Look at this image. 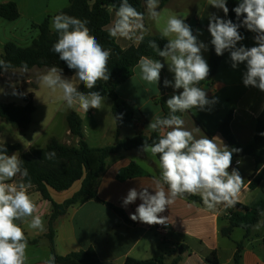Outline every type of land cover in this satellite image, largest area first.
Here are the masks:
<instances>
[{
  "label": "crops",
  "instance_id": "obj_1",
  "mask_svg": "<svg viewBox=\"0 0 264 264\" xmlns=\"http://www.w3.org/2000/svg\"><path fill=\"white\" fill-rule=\"evenodd\" d=\"M233 1L237 6L239 0ZM7 2L16 4L19 17L11 22L0 18V57L6 43H13L20 48L28 47L39 34L36 25L40 24L46 16L69 5L68 0H0V3ZM158 11L161 18L157 24L147 18L145 6V26L148 29L145 37L161 36L160 30L169 16L175 15L184 18L185 23L191 26L193 34L208 45V50L203 51L202 55L209 65L211 46V35L208 32L209 15L214 13L222 18L223 11L208 5V0H169L163 7L158 8ZM113 19L114 13H111L107 28ZM50 28L54 30L52 25ZM255 35L253 32L245 35V38L237 46L240 44L246 47L255 46ZM116 42L121 48L137 45L133 41L122 38H116ZM161 63L164 64L162 69L164 80L174 82V74L168 70L167 63L164 60ZM33 71L38 70L36 68L28 71L6 70L0 75V92L13 89L17 95L20 103L12 102L13 104L23 106V97L29 94L32 96L35 110L31 116V122L26 128L17 129L23 133V138H27V142H17L21 146L22 152L37 148L35 144L39 141L41 134L49 131L57 116L56 111L52 110L57 104L56 98L60 94L59 89L45 91L44 101L41 103L46 110L45 124L39 129L37 136L34 132L35 137L32 138L29 129H31L32 117L37 111V105L40 104L38 97L41 92L39 80L36 83V89L30 87ZM245 71L246 64L244 63L233 69L230 54L227 53L213 78L198 85L205 90L209 100L215 98L217 102L206 106L204 110L190 109L181 113L180 116L185 121V129L193 131L197 138L203 135L208 138L219 137L222 143L229 148L218 132V126L232 111L230 128L234 138L241 145L250 143L254 134L255 120L264 108V92L254 87L244 86L243 73ZM8 75L16 77L9 79ZM74 75L62 76L71 79ZM76 83L77 86L80 84L78 81ZM179 91L182 89L174 90L171 86H164L162 97L167 101L174 92ZM116 93L119 99L132 103L135 110L132 121L123 124L118 134H116L112 115L107 120L92 116L85 122L82 117L84 111L79 106L75 110L72 109L82 119L84 141L89 148L106 147L112 145L116 140L131 138L137 133L150 135L153 132L148 129V125L154 115L162 116L161 107L156 100L159 96L158 85H148L141 81L136 66L132 76L117 87ZM63 102L65 101L63 100ZM93 111L94 109H91L88 113ZM65 114L63 115L65 139L61 140L55 135L54 138L62 144L75 147L78 139L70 135L65 122ZM197 128L199 131H196ZM131 162L139 166L145 174L119 181L117 179L118 172ZM106 164L105 171L99 177L97 198L101 202L121 209L132 224H126L112 209L98 201L90 200L83 204L70 206L52 221V243L56 256L63 257L92 248L101 264H123L127 258L148 260L159 256L163 258L164 264H170L177 256L179 247L183 248L184 246L186 249L181 255L179 264H209L205 261V256L212 252L215 253L218 264H232L236 244L241 242L242 251L239 264H264V226H261L262 228L258 231H255L253 227L246 238H244L245 231L241 228L233 229L229 237L221 235L220 230L228 224L226 217L230 208L225 209L218 206L215 210H208L204 205L177 198L161 214L168 217V223L164 224L165 226L133 221L130 214L135 212L141 201L137 199L125 207L123 199L131 188L140 190L142 186L151 187L153 185V177L160 176L159 162L156 156L147 152L131 150L110 156ZM232 168L238 170L244 179L237 204L251 206L261 197L264 189L263 183H260L255 189L248 187L249 177L254 171V161L248 156L234 158L232 159ZM15 181H20V178L16 177ZM80 185V181L75 182L63 192H56L48 188V194L53 203L62 205L78 192ZM149 191L151 192L152 189L149 188ZM29 194L37 204L36 214L42 217L44 227L42 231L34 230L29 228L26 223L17 221L18 224H21L28 242L26 264H45V261L52 257L49 240L46 237L49 231L52 205L49 201L42 199L34 187L29 189ZM261 220H264V217ZM239 229L242 232H239ZM235 235L239 237L235 238Z\"/></svg>",
  "mask_w": 264,
  "mask_h": 264
},
{
  "label": "clouds",
  "instance_id": "obj_2",
  "mask_svg": "<svg viewBox=\"0 0 264 264\" xmlns=\"http://www.w3.org/2000/svg\"><path fill=\"white\" fill-rule=\"evenodd\" d=\"M208 5L222 10L225 16L229 13L227 0H208ZM114 8V19L107 28L108 35L142 42L148 32L145 13L138 11L128 0H121L118 8L109 6V12H113ZM146 8L147 18L158 24L161 18L159 0H146ZM232 11L238 20L243 17L240 23L214 13L209 15L210 43L217 56L225 52L230 54L233 69L241 63L246 64L243 73L245 87L264 92V0H239ZM87 24V20L64 13L54 16L52 28L59 33V37L52 50L69 69L75 70V75L71 79L65 78L62 69L53 66L38 78L43 86L53 91L60 89L62 99L69 107L79 106L85 113L89 109L101 110L104 97L99 91H79L76 82L93 89L98 81L107 82L110 79V50L102 47ZM241 27L256 34L255 46H237L245 38L239 31ZM160 35L167 41L163 48L155 41H149L148 46L163 58L168 70L174 74V82L165 79L164 86L182 91L178 94L174 92L167 99L169 115H154L148 125L150 131L159 133L158 141L142 146V151L152 156L159 155L160 176L153 177L151 187L129 189L123 199L125 207L137 199L141 201L130 218L148 225L167 224L168 217L161 214L177 198L186 195H199L208 210H215L218 206L225 209L235 207L244 185L239 171L232 168L233 152L241 149H229L219 137L203 135L197 138L193 131L185 129L182 116L176 115L190 109L204 110L217 102L215 98L209 100L205 90L198 86L210 73L202 55L208 50V45L193 34L184 18L175 15L167 18ZM0 67H7L3 60H0ZM163 67L161 59L147 56H142L136 65L139 79L148 85L159 84ZM24 69L27 71L26 64ZM54 156V152L48 154L49 159ZM18 175L28 177V170L22 168L19 155H8L6 148H0V264H26L28 242L17 221L34 230L42 231L44 227L42 217L36 214L37 204L29 194L32 185L23 179L15 181ZM260 215L264 217V212ZM261 226H264V220L258 222L254 230H259ZM45 264H55V257H49Z\"/></svg>",
  "mask_w": 264,
  "mask_h": 264
},
{
  "label": "trees",
  "instance_id": "obj_3",
  "mask_svg": "<svg viewBox=\"0 0 264 264\" xmlns=\"http://www.w3.org/2000/svg\"><path fill=\"white\" fill-rule=\"evenodd\" d=\"M69 5L58 12L48 15L44 20L36 25L39 34L32 43L25 48L15 46L13 43H6L3 46V54L0 60H3L7 67H0V75L6 70H22L25 71L24 65H27V71L33 68L39 70L40 76L47 72L53 66L62 69V75L71 76L75 74V70L69 69L64 61L59 59V55L55 53L53 45L57 42L59 33L51 30L52 20L55 15L64 13L81 20H87V27L90 29L97 41L105 50H110V58L108 61V69L110 79L98 81L93 89H87L83 84H79L78 90L87 93L88 91H99L101 95L108 99L111 103L110 113L114 118L116 134H118L121 126L132 121L135 115V110L132 103L119 99L116 93L117 87L130 78L133 74V69L137 65L142 56H147L152 59H161L157 53L148 46L149 41H155L161 48L167 42L161 36H146L142 42L137 45L121 48L116 42V38H111L108 35L107 26L110 23V15L115 12H109V6L118 8L121 0H68ZM169 0H159V8L163 7ZM128 2L138 11L144 13L146 0H128ZM229 13L225 16L222 13V18L231 19L234 23H240L234 11L236 4L233 0H227ZM19 17V11L15 3L7 2L0 3V18L6 21H15ZM242 36L249 33L246 28L239 29ZM228 52L222 56L215 54L214 46H210L209 55V77L204 81H210L215 75L219 64ZM39 78V77H38ZM39 80V79H38ZM203 82V81H201ZM200 82V83H201ZM36 89V84L31 86ZM159 103L162 116L169 115V109L166 100L162 97L164 92L163 71H161V79L158 84ZM178 94V92H176ZM23 106H18L13 103L0 102V121L8 124L13 129H24L31 122V116L34 112L31 94L23 97ZM181 113H176L180 115ZM232 120V111L228 113L225 119L219 124L218 132L228 144L229 149H241L239 152H233L234 158L248 156L254 161V171L249 177V189H255L260 183L264 184V108L255 120L254 134L250 143L246 145L239 144L234 138L230 123ZM65 122L68 131L72 137L78 139L77 145L69 146L60 143L55 138H50L45 147L31 148L26 152H22L21 146L18 143L1 144L0 148H6L7 154L18 153L22 160V168L28 170V177L21 178L25 183L30 182L32 187L41 195L42 199L47 200L52 205V214L49 218V231L46 234L49 240V248L52 257H55V264H101L96 252L92 248L81 250L60 257L56 256L53 251L52 243V221L64 211L74 205L86 203L90 200L98 201L103 205L112 209L126 224L132 223L127 219L125 213L114 206L101 202L97 198V188L100 175L106 169V161L112 156L120 152L131 150H142L144 143L151 145L154 141H158L159 134L153 132L150 135L137 133L131 138L116 140L112 145L102 148H89L84 141L82 119L73 110L67 111L65 114ZM55 153L51 159L48 158L49 153ZM159 162V155H156ZM145 174L139 166L131 162L127 167L121 169L117 174L119 181H124L133 177ZM81 182L80 189L69 200L62 205L53 203L48 194V188L56 192L68 190L73 183ZM191 203L203 205L202 199L197 195H186L181 197ZM261 212H264V189L261 197L257 199L251 206H242L236 204L228 210L227 226L220 230L221 235L229 237L233 229L241 228L245 231L246 238L250 230L261 221ZM264 243V239H263ZM185 247H179L177 256L170 264H179L181 255L185 251ZM242 251V243L236 244L233 254L232 264H239ZM205 261L209 264H218V260L214 252L205 256ZM123 264H164L162 257H154L148 260H135L127 258Z\"/></svg>",
  "mask_w": 264,
  "mask_h": 264
},
{
  "label": "rangeland",
  "instance_id": "obj_4",
  "mask_svg": "<svg viewBox=\"0 0 264 264\" xmlns=\"http://www.w3.org/2000/svg\"><path fill=\"white\" fill-rule=\"evenodd\" d=\"M31 76L32 77H31L30 87L39 82L38 81V77L40 76L39 70L33 71ZM15 77H16L15 75H10V76L8 75L9 79H14ZM40 88H41V92H40V95L38 97L40 99V100L38 99L40 101V104H39L40 106L37 105V111H36L35 115L32 117L33 121H32V125L30 127L31 129H29V132L32 133V138L35 137L34 132L36 133V136H37L39 133V129L41 127H43V125L45 124L46 110L44 107H42L41 103L44 101L43 96L45 94V91L48 90L49 88H47L46 86H43L41 83H40ZM56 100H57V104L53 107L52 111H56L57 116L55 117L53 124L49 128V131H45V133L41 134L39 141L37 142V144H35L37 148L45 147L49 137L54 138L55 136H57V137H60L61 140L65 139L64 130H63V126L65 125V123L63 120V115H64V113H67V111H69V110L77 109V106L69 107L66 102H63L61 90H60V94L58 95ZM2 101L3 102H9V103H12V102L20 103V102H18L19 100H18L17 95L13 89H8L6 92H4V91L0 92V102L3 103ZM110 106H111L110 101L108 99L104 98V103L102 105L101 110L94 109V111L91 113H88V112L85 113L84 112L82 114V117H83V119H85V122L87 119H89L92 116L104 118L106 120L110 119L111 118ZM54 129H56V130L54 132H52L51 130H54ZM51 133H54V134L52 136L48 137L47 135H50ZM22 134L23 133H21L20 131L13 129L8 124L0 121V145L1 144H13V143H17V142H27V138H23ZM255 231H258V230H255ZM239 232H242V231L239 229ZM237 237H239V236L235 235V238H237Z\"/></svg>",
  "mask_w": 264,
  "mask_h": 264
},
{
  "label": "built area",
  "instance_id": "obj_5",
  "mask_svg": "<svg viewBox=\"0 0 264 264\" xmlns=\"http://www.w3.org/2000/svg\"><path fill=\"white\" fill-rule=\"evenodd\" d=\"M91 109H89V111H90ZM162 226H165V225H162Z\"/></svg>",
  "mask_w": 264,
  "mask_h": 264
}]
</instances>
